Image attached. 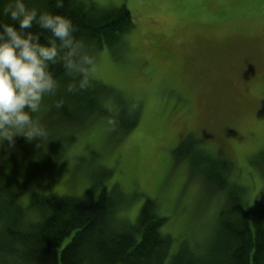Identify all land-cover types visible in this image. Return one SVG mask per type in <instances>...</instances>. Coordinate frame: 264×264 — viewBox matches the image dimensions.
<instances>
[{
	"label": "rangeland",
	"instance_id": "1",
	"mask_svg": "<svg viewBox=\"0 0 264 264\" xmlns=\"http://www.w3.org/2000/svg\"><path fill=\"white\" fill-rule=\"evenodd\" d=\"M81 1L124 5L132 27L93 57L88 88L103 111L75 113L65 91L45 96L34 118L46 137L0 144L5 189L26 221L40 218L35 196L105 188L123 223L152 201L170 258L186 242L210 243L231 188L250 213L264 208V0ZM217 159L231 163L215 168L223 189L203 174Z\"/></svg>",
	"mask_w": 264,
	"mask_h": 264
},
{
	"label": "trees",
	"instance_id": "2",
	"mask_svg": "<svg viewBox=\"0 0 264 264\" xmlns=\"http://www.w3.org/2000/svg\"><path fill=\"white\" fill-rule=\"evenodd\" d=\"M8 2L0 0V9ZM24 2L29 8L70 18L74 38L93 57L102 46L119 43L122 33L132 27L130 11L124 5L110 8L63 0V6L57 8L56 0ZM10 22L0 14V23ZM28 31L41 34V42L51 35L36 24ZM50 67L59 84L57 93L65 91L77 103L75 113L103 111L94 102L95 88L66 91L69 83H77L74 70L66 72L61 63ZM60 113L71 114L65 107ZM195 156L193 165L201 161ZM214 162L215 166L206 162L203 174L209 183L223 189L227 182L223 178L220 183L215 181L219 177L215 168L227 171L231 163L224 159ZM9 180L0 163V264H264V208L250 213L234 188L226 191V208L210 243L196 247L186 242L169 258L171 240L161 233L164 218L155 213L150 200L141 206L135 222L127 224L116 219L105 188L97 198L38 195L30 205L40 218L27 222L15 192L5 189Z\"/></svg>",
	"mask_w": 264,
	"mask_h": 264
},
{
	"label": "clouds",
	"instance_id": "3",
	"mask_svg": "<svg viewBox=\"0 0 264 264\" xmlns=\"http://www.w3.org/2000/svg\"><path fill=\"white\" fill-rule=\"evenodd\" d=\"M63 0H56V7ZM10 23H0V144L23 134L28 140L43 139L46 130L34 118L45 96H54L59 87L51 65L61 63L66 72L74 70L78 83H69L67 92L89 86L94 58L77 41L70 18L26 6L24 0H9L0 9ZM33 24L51 35L41 42V34L28 31ZM57 107H60L58 102Z\"/></svg>",
	"mask_w": 264,
	"mask_h": 264
}]
</instances>
